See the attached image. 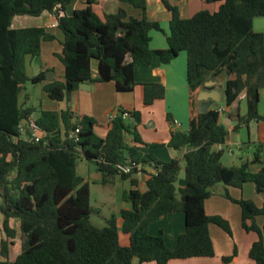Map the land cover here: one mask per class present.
Segmentation results:
<instances>
[{
    "label": "trees",
    "instance_id": "obj_1",
    "mask_svg": "<svg viewBox=\"0 0 264 264\" xmlns=\"http://www.w3.org/2000/svg\"><path fill=\"white\" fill-rule=\"evenodd\" d=\"M140 11L129 16L124 8L114 14H100L96 0L66 15L73 0H0V223L5 238L0 244V264H171L174 260L215 257L210 226L229 235L230 223L219 216H209L205 203L214 188L223 184L224 196L242 211L241 226L246 233H256L249 257L264 264V167L253 173L252 165H262L264 141L258 143L251 160L240 165L222 163L223 146L229 135L222 122L220 107L200 113L198 95L208 79L223 78L225 104L230 107L244 93L247 112L235 114V130L253 122H264L259 111L260 90L264 85V35L253 29V20L264 17V0H207L219 3L217 11L208 10L184 19L177 7L172 14L168 48L152 50L153 30L161 31L160 22L148 17L147 0H117ZM49 13L58 21L63 34L62 52L57 57L65 72L64 81H50L43 92L52 101L66 102L80 84L114 83L119 93L132 92L136 86L135 67L149 66L154 59L169 64L180 53L188 58L190 121L187 131L171 133L168 148L187 152L183 159L162 162L129 146L127 136L142 144L135 122L137 111L119 109L105 138L95 132L94 118L77 117L69 108L59 112L38 111L22 98L27 83L47 82L46 74H26L28 58L41 56L42 43L54 42L56 36L44 27L15 29L17 16L40 17ZM64 13V14H63ZM98 63L93 77L92 62ZM165 97L160 84L144 85V102L152 105ZM129 117L124 119L123 115ZM35 118L44 134L41 142L30 141V132L20 126ZM133 118V120H132ZM79 130L76 136L73 132ZM26 137H28L26 139ZM94 163L102 175V184L119 176L130 180L132 189L124 195L131 209H123L100 227L92 220L99 210L91 206V186L77 171L78 162ZM181 162H184L185 185L177 187ZM149 165L154 169L142 192L130 175L121 174L118 165ZM253 183L263 197L258 207L253 201L233 199L228 189H241ZM185 215V232L175 248H169L161 232L149 234V226L171 214ZM18 221L21 247L14 262L9 261L10 247L15 244ZM237 248L229 257L230 264Z\"/></svg>",
    "mask_w": 264,
    "mask_h": 264
},
{
    "label": "crops",
    "instance_id": "obj_2",
    "mask_svg": "<svg viewBox=\"0 0 264 264\" xmlns=\"http://www.w3.org/2000/svg\"><path fill=\"white\" fill-rule=\"evenodd\" d=\"M86 3L87 0H73V2L67 7L66 15H71L75 10L85 8ZM169 6L177 7L180 16L184 19H189L204 10H208L210 12L217 11L219 3H210L207 2V0H147L148 17L152 21H159L161 28V31L153 30L150 33V47L152 50H164L168 48L167 37L170 35V21L172 19ZM96 8L100 14H114L117 13L120 8H124L129 16L140 17V11L132 6L122 4L117 0H96ZM28 17L31 16L24 15L15 17L12 27L15 29L29 27L46 28L48 32L56 36L57 40L54 42H58L60 44L61 51L58 54H61L63 34L62 32L58 34L54 31L55 29H58V21L55 16L45 12L40 17H34L37 19L34 22L29 20ZM253 29L255 32L262 33L264 35V17H256L253 20ZM44 43H42V48ZM35 59L37 58H28L26 66L29 63L32 67ZM187 62V54L182 52L169 64H163L156 58L149 66H136L134 71L136 86L134 90L129 93L117 92L114 83L89 84L93 88H79L71 94L66 102L63 103L52 101L44 92L43 93L51 102L59 103L56 107L51 104L49 111L59 112L65 108H69L77 117L81 118L83 116H89L94 118L98 125L95 132L101 138L106 137L108 130L111 128L112 116L116 115L119 109H124L129 112L137 111L140 114V122H137L136 126L142 144H135L133 142V137L129 135L126 139L129 146L138 145L140 146V151L142 153L154 156L162 162H169L173 159L182 160L187 150L184 149L182 151H178L181 154V157L179 158L171 153V151L175 150L169 149L168 144L171 139V133L175 131H187L189 128L190 109ZM37 69H39V71L37 70V73L33 71L34 73L31 77L44 72L47 78V82L38 84L40 85L42 91L43 86L50 81H64L65 72L63 65L62 68L58 69V71L55 68L50 69L49 67H46L45 69L44 67H37ZM92 73L94 78L98 76V63L96 61L92 62ZM210 81H215L217 85L222 86L224 93L223 81L220 82L219 79H208L206 83ZM145 84L162 85L165 88L164 99L155 101L152 105H146L144 102ZM25 95L28 94H24L23 92L22 98H24ZM29 100L27 101L28 106H30L28 103ZM243 100H246L244 93L241 94L238 101L230 107L226 106L225 100H222V102L218 105L220 110H223L221 113L222 122L226 125L229 131V143H226L223 148H228L230 153L239 155L240 164L243 160H251L250 157H246V159L241 157L243 155L244 148L252 150L256 144L264 141V122L262 121L253 122L249 124V126L243 125L240 129L235 130V126L237 125V120L235 118L237 109H239L240 116H244L246 114L242 113L241 102ZM155 107L160 110L155 109ZM259 111L261 114H264V85L260 90ZM150 120H152V122L149 124V129H144V126L146 127L145 124ZM175 121H178L180 126H176L174 124ZM244 127L248 131V140L245 141L240 137L241 140L238 142L234 135H242L241 132ZM233 147H235V150L232 149ZM262 157V165L251 166V171L253 173L257 172L261 166L264 167V145ZM230 166H236V164H232ZM153 172L154 169L151 166L146 165L144 172L133 175L132 179L138 182L139 189L142 192L147 190L146 182L149 174ZM117 178L120 177L116 176L111 178L110 183L113 181L115 182ZM252 184L253 183H246L241 189L230 187L228 192L233 199L251 200L258 207H261L263 205V197L257 193L255 186H252ZM184 185L185 183L183 181L180 187H183ZM217 187H219V185L214 188V195L205 203L206 213L209 216H219L227 220L230 223L232 234L229 235L222 229L212 225L210 226V233L213 240L215 257H198L187 260H174L171 264H224L222 258L231 256L236 248L237 256L230 264H255L249 257V251L252 245L258 240V235L253 232H244L241 226V208L224 196V186H222V191L215 192ZM98 210L100 211L98 216H100L101 210ZM119 212L115 214H118ZM2 222L3 217L0 215V223ZM256 224L258 226H263L264 217H257ZM12 225L15 229H17V237L15 239V244L11 245L10 248L17 249L15 253V256L17 257L19 247H21V234L19 231L18 221L13 220ZM161 232L163 233L165 244L171 249L175 248L178 238L185 232V215L183 213L171 214L167 218L156 221L149 226L150 235L157 236ZM4 238V231L0 226V244ZM0 259L2 258L0 257ZM133 264L140 263L138 260H135Z\"/></svg>",
    "mask_w": 264,
    "mask_h": 264
},
{
    "label": "rangeland",
    "instance_id": "obj_3",
    "mask_svg": "<svg viewBox=\"0 0 264 264\" xmlns=\"http://www.w3.org/2000/svg\"><path fill=\"white\" fill-rule=\"evenodd\" d=\"M31 21H36L37 19L34 17H28ZM56 33L60 34L61 31L58 29L54 30ZM61 47L58 42L54 43H44L42 48L41 56L34 60L32 67L28 63L26 66V74L31 77L33 73H37V67H49L50 69L55 68L57 71L59 68H62V65L60 61L57 58V54L60 53ZM34 71V72H33ZM51 73V72H50ZM48 75V73H47ZM24 94L29 95V105L32 107H35L38 111L41 109L44 111H49V107L52 104L53 106H58L59 103L57 102H51L48 100L46 95L43 93L40 85H33L32 83H27L25 85V91ZM262 107V106H261ZM241 108L242 113H246L247 106H246V100H243L241 102ZM157 109V107H155ZM263 109V108H261ZM160 110V109H157ZM118 113V112H117ZM164 117V115L162 114ZM164 120V119H163ZM165 121V120H164ZM152 122L150 120L148 123H146V127L144 126V129H149V124ZM242 135H234L236 140L240 142L241 138L245 141L248 140V131L244 127L242 128ZM241 137V138H240ZM226 143H229V137L226 140ZM258 144L255 145L254 149L252 150L245 149L243 150L242 158L246 159V157H250V159L254 156V150H256V147ZM235 150V147L232 148ZM224 155L222 157V162L226 166H230L232 164L240 165V156L236 154H232L229 152L228 148L224 149ZM172 154H174L176 157H181V154L178 151H171ZM182 165V171L179 176V180L177 182V187H180L182 182L185 181V171H184V162H181ZM77 171L80 175L85 177L89 182L91 186V206L95 209L101 210V215H92L91 220L98 226L104 227L106 226V219L110 218V216L114 213L119 212L123 208L131 209V204L129 202L124 201V195L128 193L131 190V183L130 180H123L121 178H117V180L110 184L103 185L102 184V175L98 171L97 166L94 163H91L86 160H81L78 162ZM223 184H219V187L215 189V192L222 191ZM252 186H254L252 184ZM18 244L20 246V243L18 241ZM17 249L10 248V255H9V261L14 262L15 261V253ZM20 252V247H19ZM4 259H0V261H3ZM182 262V261H180Z\"/></svg>",
    "mask_w": 264,
    "mask_h": 264
},
{
    "label": "built area",
    "instance_id": "obj_4",
    "mask_svg": "<svg viewBox=\"0 0 264 264\" xmlns=\"http://www.w3.org/2000/svg\"><path fill=\"white\" fill-rule=\"evenodd\" d=\"M222 111L223 110H220L221 113ZM114 117L115 115L112 116V119ZM123 117L124 119H127L129 115L126 113L123 115ZM174 124L176 126H180V123L178 121H175ZM20 129L23 134H26V130L28 129V131L30 132V136H29L30 141H35L37 143L41 142L44 132L42 128L40 127V125L36 122L35 118L31 117L27 121L23 122L20 126ZM78 133H79V130L77 129L75 132L71 134V136H76V134ZM27 138L28 137H26V139ZM117 168L119 172L124 175H130V174H133L134 172L139 174L145 171V166L141 164H136V163L118 165Z\"/></svg>",
    "mask_w": 264,
    "mask_h": 264
},
{
    "label": "water",
    "instance_id": "obj_5",
    "mask_svg": "<svg viewBox=\"0 0 264 264\" xmlns=\"http://www.w3.org/2000/svg\"><path fill=\"white\" fill-rule=\"evenodd\" d=\"M219 81L222 82L223 78L220 77ZM88 87L92 86L89 84H80L81 89H88ZM222 100H225L222 86L217 85L215 81L207 82L198 95L200 113H206L211 107H217ZM135 124H137V122H135Z\"/></svg>",
    "mask_w": 264,
    "mask_h": 264
}]
</instances>
